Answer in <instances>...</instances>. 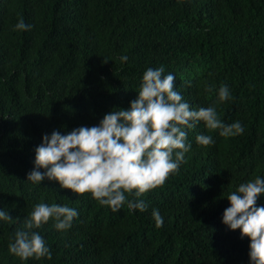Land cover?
<instances>
[{
  "label": "trees",
  "instance_id": "1",
  "mask_svg": "<svg viewBox=\"0 0 264 264\" xmlns=\"http://www.w3.org/2000/svg\"><path fill=\"white\" fill-rule=\"evenodd\" d=\"M20 18L31 29L14 31ZM161 64L194 108L213 104L226 84L231 99L216 104L218 116L226 124L239 120L243 134L222 137L203 122L189 130L186 162L142 195L144 212L125 204L114 213L55 180L26 181L44 134L91 127L127 109L144 71ZM198 133L215 143L197 144ZM258 175L264 0H0V208L19 217L0 223V264H249V239L222 223V214L227 193ZM41 200L68 204L79 216L66 231L51 220L37 229L51 260L21 261L9 254V237Z\"/></svg>",
  "mask_w": 264,
  "mask_h": 264
},
{
  "label": "clouds",
  "instance_id": "2",
  "mask_svg": "<svg viewBox=\"0 0 264 264\" xmlns=\"http://www.w3.org/2000/svg\"><path fill=\"white\" fill-rule=\"evenodd\" d=\"M31 27L20 18L13 30L27 31ZM119 59L126 62L129 57L121 55ZM175 78L173 73H165L162 64L148 67L127 109L109 111L91 127L44 134L34 150V167L26 181L41 186L45 179L55 180L61 189H70L78 196L89 193L114 213L125 204L129 211H146L148 202L142 195L162 186L186 162L185 155L192 148L189 130L203 122L207 130H219V135L226 138L244 132L239 120L226 124L218 116L216 104L231 99L226 84L220 85L213 104L194 108L174 86ZM210 90L205 85V91ZM195 141L201 146L215 143L213 136L205 133H198ZM261 195L264 176L241 182L227 193L229 206L222 214V223L230 230L239 229L241 238L249 239V264H264V205H257ZM151 215L156 227H162L164 218L159 210L153 208ZM78 216L75 207L41 200L9 237V254L21 261L51 260V248L37 229L51 220L57 231H66ZM13 221H19V217L13 219L0 208V223Z\"/></svg>",
  "mask_w": 264,
  "mask_h": 264
}]
</instances>
